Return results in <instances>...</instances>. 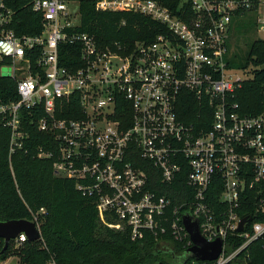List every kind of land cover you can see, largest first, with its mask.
<instances>
[{"label": "built area", "instance_id": "obj_1", "mask_svg": "<svg viewBox=\"0 0 264 264\" xmlns=\"http://www.w3.org/2000/svg\"><path fill=\"white\" fill-rule=\"evenodd\" d=\"M79 3L0 0V61L17 92L16 100L0 102L10 152L22 148L27 125L35 124L48 135V148L40 146L37 156L51 158L57 176L75 181L95 202L101 222L127 230L132 240L147 234L166 252L177 242L182 251L172 254V263L228 264L255 240L264 247V220H251L264 213V84L260 109L243 112L237 91L255 68L235 66L231 48L239 18L255 16L264 40V0H181L178 14L158 0H95L97 11L139 13L165 27L130 49L101 46L79 30ZM24 11L36 21L23 20ZM28 28L33 32L22 30ZM184 90L208 106L197 124L179 118ZM138 158L159 169L164 184L186 171L188 190L179 204L147 188ZM217 179L224 209L209 198ZM254 189L253 213L241 216L238 210L251 199L245 193ZM185 215L196 220L205 241H222L215 260L184 258L193 245ZM229 236L242 242L232 249Z\"/></svg>", "mask_w": 264, "mask_h": 264}, {"label": "trees", "instance_id": "obj_2", "mask_svg": "<svg viewBox=\"0 0 264 264\" xmlns=\"http://www.w3.org/2000/svg\"><path fill=\"white\" fill-rule=\"evenodd\" d=\"M158 1L178 14L176 8L181 0ZM94 3L95 0H80L79 30L94 35L101 46L112 47L114 43H118L121 47L130 49L136 41L150 42L158 33L165 32L163 25L148 16L97 11ZM252 17L253 15L236 19V31L241 28L254 29L256 19ZM22 18L36 21L29 11H24ZM22 30L33 32L29 28ZM237 59L240 57L235 54L232 63L235 64ZM250 63L255 68L253 78L242 84L236 97L243 112L248 114L257 112L261 107V90L264 84L263 39H254L250 43L246 61L239 65L245 67ZM66 64L68 63L61 58V65ZM1 66L0 61V68ZM16 99L15 80L0 74V102ZM207 110V104L200 103L190 92L183 91L178 101L181 120L197 124V115L206 113ZM27 130L29 135L24 139L22 148L10 152V130L0 123V220H34L39 226L41 237L19 243L10 240L6 248H3V242L0 247L1 259L15 255L19 264H46L52 258L56 264H152L155 261L182 263L179 258H175L173 263L171 261L174 252L182 251L177 242H172V252H166L158 246L157 240L147 234L142 240H132L127 230H114L104 225L99 220L95 202L76 190L75 181L55 175L51 158L37 156L40 146L48 148V135L37 130L33 123L27 125ZM136 164L147 174V188L167 195L173 205L183 200L181 195L188 190L185 170L171 184H164L161 183L159 169L151 162L138 158ZM219 192L217 179L209 187V198L213 204L224 209L223 205H218ZM245 195L252 200L244 203L238 213L250 216L257 189L248 190ZM40 208L45 211L40 212ZM251 220H264V213L252 216ZM225 241L234 249L242 239L229 236ZM228 264H264V247L260 240L250 243Z\"/></svg>", "mask_w": 264, "mask_h": 264}, {"label": "water", "instance_id": "obj_3", "mask_svg": "<svg viewBox=\"0 0 264 264\" xmlns=\"http://www.w3.org/2000/svg\"><path fill=\"white\" fill-rule=\"evenodd\" d=\"M246 219V217L241 218L237 229L238 231L242 230L243 223ZM183 223L193 243V245L184 252V258L193 257L197 260H215L222 250V241L220 239L212 242L205 241L199 234L196 220L191 219L189 215L183 217ZM20 233H23L29 241L40 238V231L34 220L24 218L0 220V239L4 241L3 248H6L9 241L17 238Z\"/></svg>", "mask_w": 264, "mask_h": 264}, {"label": "rangeland", "instance_id": "obj_4", "mask_svg": "<svg viewBox=\"0 0 264 264\" xmlns=\"http://www.w3.org/2000/svg\"><path fill=\"white\" fill-rule=\"evenodd\" d=\"M252 18H256V17L253 16ZM257 36L258 35L256 33L255 28L251 30L250 29L244 30V28H241L239 31H236L232 35L231 37L232 57L234 58L235 54L238 56V58L240 57V59H237V62L235 63L236 66H241L242 63L246 61V55L249 50V45L254 39L259 38ZM0 72L2 75L7 76L10 72L9 66L8 65L1 66ZM44 211H45L44 208H40V212H44ZM3 242H4L3 240H0V247L1 245H3ZM14 246L16 247V244H14ZM0 264H19L18 257H16L15 255H11L5 258L4 260L0 258Z\"/></svg>", "mask_w": 264, "mask_h": 264}]
</instances>
